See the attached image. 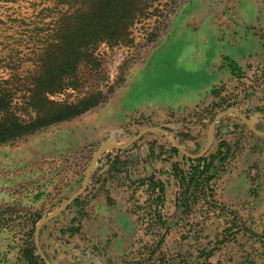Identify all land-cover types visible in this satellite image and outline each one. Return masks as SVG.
<instances>
[{
  "label": "rangeland",
  "instance_id": "374dc122",
  "mask_svg": "<svg viewBox=\"0 0 264 264\" xmlns=\"http://www.w3.org/2000/svg\"><path fill=\"white\" fill-rule=\"evenodd\" d=\"M170 7L146 21L150 38L104 48V71L84 83L102 85L103 102L0 143V264H44L37 222L58 211L104 153L107 171L40 228L51 264H264V136L237 112L217 122L206 153L214 156L211 193H196L182 211L171 167L190 170L186 156L158 131L129 150L113 147L159 126L197 153L212 119L230 107L256 116L264 131V0ZM131 164L133 178L150 175L155 184L131 181Z\"/></svg>",
  "mask_w": 264,
  "mask_h": 264
},
{
  "label": "trees",
  "instance_id": "16d2710c",
  "mask_svg": "<svg viewBox=\"0 0 264 264\" xmlns=\"http://www.w3.org/2000/svg\"><path fill=\"white\" fill-rule=\"evenodd\" d=\"M178 1L0 0V143L68 120L103 102V86L96 83L84 89V83L88 77L97 79L104 71V48L132 46L136 38H150L155 29L146 25L149 17H161ZM156 21L154 24H158ZM69 91H77L78 96L69 99ZM216 137L217 123L213 142ZM134 145L136 141L118 151ZM206 153L198 159L188 158L187 171L172 164L178 185L177 211L186 209L189 201L197 198L196 193L205 197L211 193L214 156ZM107 156H100L90 178L96 172L107 171L106 162L102 163ZM131 166V181L146 179L155 184L150 175L133 178ZM160 188L163 191L164 185ZM156 199H161L160 195ZM36 259L42 262L39 255Z\"/></svg>",
  "mask_w": 264,
  "mask_h": 264
},
{
  "label": "water",
  "instance_id": "95a60500",
  "mask_svg": "<svg viewBox=\"0 0 264 264\" xmlns=\"http://www.w3.org/2000/svg\"><path fill=\"white\" fill-rule=\"evenodd\" d=\"M232 112H237L238 115H239V119L241 121H243L249 127V129L251 131H253L254 133H256L258 135H263L264 136V131H261V130L257 129L255 127V125H254L255 121L257 119L256 116L246 117L242 113L238 112L235 108L230 107V108H227V109L219 112L212 119V121H211V123L209 125L206 143L202 147V149L199 150L197 153H191V152L187 151L180 143L176 142L174 139H172L170 137V135H169L167 130H165V129L159 127V126H148V127L142 128L135 135H133L126 143L121 144V145L113 144V147H115L116 149H125L129 145H131L133 142L137 141L143 134H145V133H147L149 131H158L165 137V139L169 143L174 145L184 156H186L187 158H191V159H198V158L202 157L203 155H205V153L208 151L209 147L211 146V144L213 142L214 129H215L216 123L221 118H223L225 115H227L229 113H232ZM91 171H92V169L90 167V169L84 175L83 185L77 191H75L70 197H68L65 201H63L61 203V205L58 207V211L65 209L70 203H72L84 191L86 185H88L89 178H90V175H91ZM58 211H56L55 213H51V214L43 216L37 222V224L35 226L34 243H35V247H36V249L38 251V254L41 257V259L43 260L44 264H51V262L48 259V257L45 255V253L43 252L41 247H40V244H39V231H40V228L42 227V225L45 224L48 220H50Z\"/></svg>",
  "mask_w": 264,
  "mask_h": 264
},
{
  "label": "crops",
  "instance_id": "0c3cea01",
  "mask_svg": "<svg viewBox=\"0 0 264 264\" xmlns=\"http://www.w3.org/2000/svg\"><path fill=\"white\" fill-rule=\"evenodd\" d=\"M260 48V47H259ZM259 48H258V50H259ZM236 61V60H235Z\"/></svg>",
  "mask_w": 264,
  "mask_h": 264
}]
</instances>
